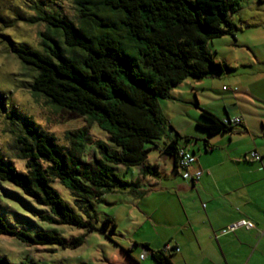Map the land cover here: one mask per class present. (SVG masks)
Instances as JSON below:
<instances>
[{
    "label": "trees",
    "instance_id": "obj_1",
    "mask_svg": "<svg viewBox=\"0 0 264 264\" xmlns=\"http://www.w3.org/2000/svg\"><path fill=\"white\" fill-rule=\"evenodd\" d=\"M77 22L60 11L35 6L27 22L43 23L41 49L6 38L9 51L33 75L29 92L46 103L85 118L106 132L111 148L94 140L84 128L66 132L69 146L62 150L29 121L20 123L17 138L18 159L24 161L20 172L5 159L0 148V181L16 186L44 212L37 214L49 225L69 226L84 233L65 240L51 231L33 234L10 227L0 215V235L30 246L47 244L78 248L88 234L96 231L113 242L116 224L104 217L97 228L95 204L103 195L128 190L141 198L140 178H159L157 166L145 163L150 151L167 128L175 139L160 152L178 168V134L159 106V99L174 100L172 91L185 80L230 73L233 68L212 58L207 44L225 35L235 38L237 27L231 14L240 0H74ZM1 109L3 107L1 106ZM197 127L212 136L229 132L224 123L202 109ZM84 143L96 152L82 160ZM186 151V150H185ZM116 167L137 171L132 181L121 179ZM133 169V170H132ZM133 173V172H132ZM135 176V175H134ZM68 189L73 207L65 202L52 181ZM157 264H172L163 250L142 245ZM176 250L171 248L169 250ZM168 250V251H169ZM149 251V252H148ZM130 253V250H126ZM0 264H9L0 259ZM33 264V263H31Z\"/></svg>",
    "mask_w": 264,
    "mask_h": 264
},
{
    "label": "rangeland",
    "instance_id": "obj_2",
    "mask_svg": "<svg viewBox=\"0 0 264 264\" xmlns=\"http://www.w3.org/2000/svg\"><path fill=\"white\" fill-rule=\"evenodd\" d=\"M259 1L240 0L239 9L231 14V19L237 27L235 38L225 35L207 44L215 61L226 63L232 68L235 59L245 60L247 58L249 49L253 52L264 53V26H255L256 21L253 18V15H257L258 22L264 23V1ZM39 2L41 8L47 7L60 11L74 23L77 22V7L74 0H0V148L5 159L20 172H25L24 161L18 159L19 144L17 143V138L21 135L20 123L23 121L31 122L40 132L52 138V142L62 150L69 146L65 138L66 132L82 128L92 139L101 140L114 148L109 143L107 133L99 129L95 123L88 125L85 118L65 109L53 107L47 104L43 97L33 96L29 92L27 83L33 72L25 68L9 51L5 40L8 38L34 49H41L40 40L43 39L39 34L47 32L44 24L41 22L32 24L26 21L34 15L35 6L39 5ZM228 74L231 72L221 74L225 76L222 81L215 79L218 75L207 76L199 80L189 78L172 91L173 96L174 92H179L180 97L177 96L174 100L159 99L160 109L171 126L183 125V121L191 120L190 115L196 110L198 99L202 102H212L210 97L220 95L223 92V85L229 86L230 81L226 80L229 77ZM226 94L227 92H224L222 95ZM169 134H172V130L167 128L163 136L155 140L157 146L145 145L150 149L145 163L157 166L161 176L167 174V169L172 168L171 163L167 161L171 160L170 157L160 153L162 146L169 142L166 137ZM94 152H96L94 145L84 143L81 159H89ZM115 172L126 181H132L137 176L136 170L125 173L121 167H116ZM169 173L170 170H168V175ZM172 176L162 178L160 191L150 193L144 199H134L128 190L103 195L102 202L95 204L96 220L93 223L99 228L104 217H111L117 225L112 237L113 242L96 231L88 234L83 245L78 248H62L55 244L30 246L15 238L0 235V259L9 264H102L104 255L108 256V253L114 249L116 252L126 245L131 247L133 243L153 241L154 226L159 229L165 228L164 223L168 220L166 216L170 217L165 210V205L160 206L158 203L164 202L168 196L166 193L167 179H181V177ZM150 178L149 176L145 179L140 178L141 188L139 189L151 190L153 185H150L151 182L148 181ZM51 185L65 202L74 206L73 197L68 189L57 180L52 181ZM134 200L136 211H133L135 213L129 219L126 213ZM155 206L157 213L154 217L157 222L144 220L140 209L149 212ZM44 209L25 196L13 184L0 181V215L10 227L23 229L30 234L36 231H51L65 240L84 233L83 230L77 228L41 222L37 214L44 212ZM136 247L139 248V246Z\"/></svg>",
    "mask_w": 264,
    "mask_h": 264
},
{
    "label": "crops",
    "instance_id": "obj_3",
    "mask_svg": "<svg viewBox=\"0 0 264 264\" xmlns=\"http://www.w3.org/2000/svg\"><path fill=\"white\" fill-rule=\"evenodd\" d=\"M253 18L255 26H264L257 15ZM232 68L226 78L230 87L224 89L223 85L220 95L210 97L212 102L198 99L191 120L173 125L180 136L188 138L178 140V149L195 156L188 171L201 170L202 175L197 181L183 179L173 160H167L172 168L159 178L151 177L148 181L152 189L138 198L160 191V180L165 176L181 177L167 179L168 196L158 203L164 204L170 215L166 216L165 228L154 226L153 241L126 245L116 252L114 249L104 255L102 264H157L148 253L140 258L145 252L142 245L153 251L166 246L177 249L165 252L172 264H264V53L249 49L247 58L235 59ZM224 77L215 79L222 81ZM224 92L227 94L222 95ZM178 94L174 92V98ZM202 109L222 121L241 118V123L231 124L229 132L209 136L197 127L202 123L199 117ZM169 135H166L169 142L175 139L173 132ZM251 151L259 154L260 159H251ZM134 202L126 213L129 219L136 211ZM140 212L144 220L157 222L156 206L149 212L143 209ZM242 219L252 222L255 228L241 227L224 233L229 225Z\"/></svg>",
    "mask_w": 264,
    "mask_h": 264
},
{
    "label": "built area",
    "instance_id": "obj_4",
    "mask_svg": "<svg viewBox=\"0 0 264 264\" xmlns=\"http://www.w3.org/2000/svg\"><path fill=\"white\" fill-rule=\"evenodd\" d=\"M224 89H226V87H224ZM223 122L224 123H230V124H240L241 118H235L233 120L225 119V120H223ZM249 156L253 160H259L260 159V155L257 154L255 151L249 152ZM194 161H195V156L193 154H191L190 152L185 151V150H181L179 152L178 168L181 171V175H182L183 179H189L191 181H197L200 178V176L202 175L203 172L201 170L195 171L194 173H190L188 171V168L193 164ZM241 227H243L247 230L255 228V226L252 222H250L249 220H246V219H242V220H239L238 222H235V223L229 225L226 228V230L224 231V233L233 232L234 230L241 228ZM169 249H170L169 246L165 247V251H168ZM145 254H146V252L142 253L140 255V258L141 259L144 258Z\"/></svg>",
    "mask_w": 264,
    "mask_h": 264
}]
</instances>
